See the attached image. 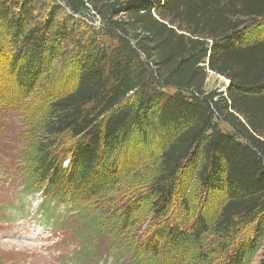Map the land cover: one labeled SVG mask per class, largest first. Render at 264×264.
Listing matches in <instances>:
<instances>
[{"label": "trees", "instance_id": "16d2710c", "mask_svg": "<svg viewBox=\"0 0 264 264\" xmlns=\"http://www.w3.org/2000/svg\"><path fill=\"white\" fill-rule=\"evenodd\" d=\"M262 33L264 0H0V64L16 85L66 56L76 70L22 153L27 187L90 212L117 263L249 264L264 241ZM209 71L225 95L205 89ZM134 186L145 192L121 202ZM177 199L185 224L166 219Z\"/></svg>", "mask_w": 264, "mask_h": 264}, {"label": "rangeland", "instance_id": "374dc122", "mask_svg": "<svg viewBox=\"0 0 264 264\" xmlns=\"http://www.w3.org/2000/svg\"><path fill=\"white\" fill-rule=\"evenodd\" d=\"M94 21L99 24L97 18ZM73 33L69 24L63 32L64 47L73 46ZM8 46L6 43L1 48L7 50ZM4 55L8 56L6 51ZM3 57L0 55V61ZM72 63L69 56L54 63L32 89L16 85L9 66L0 64V264H124L109 256L105 241L91 237L90 212L69 203L53 206L51 198L27 187L22 153L34 140L35 123L49 102L74 88L76 70ZM228 82L225 76L209 71L205 89L225 95ZM61 143L66 154L72 142L65 138ZM143 192L144 186L131 187L121 194V202L136 199ZM189 194L194 208L205 204L203 192L192 188ZM181 207L177 199L166 219L185 224L188 216L182 214ZM150 222L147 218L140 228L144 238ZM222 259L218 256L215 264H222ZM249 264H264V241Z\"/></svg>", "mask_w": 264, "mask_h": 264}]
</instances>
